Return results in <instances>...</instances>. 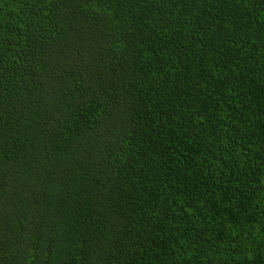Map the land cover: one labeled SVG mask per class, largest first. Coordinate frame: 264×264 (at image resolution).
<instances>
[{
  "label": "trees",
  "instance_id": "obj_1",
  "mask_svg": "<svg viewBox=\"0 0 264 264\" xmlns=\"http://www.w3.org/2000/svg\"><path fill=\"white\" fill-rule=\"evenodd\" d=\"M0 264H264V0H0Z\"/></svg>",
  "mask_w": 264,
  "mask_h": 264
}]
</instances>
